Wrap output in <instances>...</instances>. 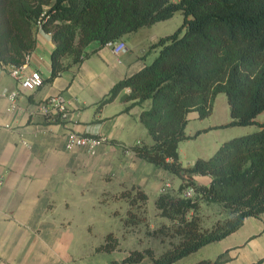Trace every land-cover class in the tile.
<instances>
[{
	"label": "crops",
	"instance_id": "obj_1",
	"mask_svg": "<svg viewBox=\"0 0 264 264\" xmlns=\"http://www.w3.org/2000/svg\"><path fill=\"white\" fill-rule=\"evenodd\" d=\"M163 23L125 36L122 42L127 50L118 55L111 47L92 42L84 60L53 81L48 79L55 44L50 33L40 30L23 74L39 71L45 82L33 93H21L16 110L7 96L19 89L18 80L0 64V264H150L148 256L139 262L126 259L133 251L146 250L158 257L177 241L166 235L164 227L174 223L160 215L156 200L164 193L180 195L183 181L134 151L138 145L153 143L141 122L151 102L128 100L129 88L109 99L119 82L158 56L153 45L169 35ZM59 94L68 104L65 121L38 112L41 103ZM219 99L224 102L220 94L208 118L189 114L185 130L189 139L179 144L184 167L216 153L213 148L210 156L190 153L183 158L191 141L220 136L230 127L229 105L220 113ZM70 132L103 137L106 143L95 155L81 148L69 151ZM247 133L241 131V135ZM194 178L204 185L211 180L209 176ZM136 190L148 195L146 204L132 205L125 196L135 195ZM129 211L137 214L131 222ZM200 213L205 228L225 216L218 204L202 203ZM109 235L116 242L106 250ZM219 257V264H264V214L246 218L237 231L175 264L214 262Z\"/></svg>",
	"mask_w": 264,
	"mask_h": 264
},
{
	"label": "trees",
	"instance_id": "obj_2",
	"mask_svg": "<svg viewBox=\"0 0 264 264\" xmlns=\"http://www.w3.org/2000/svg\"><path fill=\"white\" fill-rule=\"evenodd\" d=\"M178 12L184 22L153 45L155 60L119 82L109 98L129 88L128 100L151 102L141 122L153 143L134 151L183 181L180 195L164 193L156 200L160 215L174 223L164 227L166 235L177 241L158 257L152 250L133 251L127 262L148 256L150 264H175L237 231L246 218L264 214V123L256 121L264 112V0H0V64L5 69L24 65L43 30L55 44L48 81L81 63L92 42H122ZM220 94L229 105L227 126L258 124L259 129L224 142L210 158L184 167L179 144L189 139L188 116H211ZM196 176H209L210 183L199 184ZM188 187L195 191L193 198L181 196ZM125 196L132 205L149 200L141 190ZM202 203L220 205L225 216L205 228ZM136 215L129 211V222ZM115 242L109 235L103 249L111 250Z\"/></svg>",
	"mask_w": 264,
	"mask_h": 264
},
{
	"label": "built area",
	"instance_id": "obj_3",
	"mask_svg": "<svg viewBox=\"0 0 264 264\" xmlns=\"http://www.w3.org/2000/svg\"><path fill=\"white\" fill-rule=\"evenodd\" d=\"M42 21L38 22L39 27H41ZM107 46L111 47L115 54H121L127 50L126 44L123 42H110ZM32 54L26 55L25 64L19 67L11 66L9 71L13 77L18 80L19 89L11 92L7 97L11 103L12 110L17 109V100L21 93H33L40 89L44 85V78L39 71H35L30 75L23 74L24 69L31 59ZM38 112L48 119H52L54 116L60 117L63 121L67 120L69 115L68 104L66 98L59 94L52 96L45 100L38 107ZM106 143V139L103 137H94L87 135H80L74 132H70L67 135L66 148L72 151L76 148H81L86 150L90 155H95L98 148ZM182 196L185 198H193L195 196V191L192 187L186 188L182 192Z\"/></svg>",
	"mask_w": 264,
	"mask_h": 264
},
{
	"label": "rangeland",
	"instance_id": "obj_4",
	"mask_svg": "<svg viewBox=\"0 0 264 264\" xmlns=\"http://www.w3.org/2000/svg\"><path fill=\"white\" fill-rule=\"evenodd\" d=\"M165 21H168V22H165ZM165 21L164 23L166 24L163 23V28L164 29L166 28L167 34H172L182 26L184 22V16L182 13L179 12L177 13L175 17L169 20H165ZM221 97L224 99V102H222L221 99H219L217 102L218 110L220 113L223 111V107H227L228 109V101H227L226 95L221 94ZM256 121L258 123H264V112L258 115ZM258 129H259L258 124L248 126V127H231V126L227 127L225 130H222V133L220 134V136L212 134L204 138H201L197 141L196 140L191 141L189 146H186L187 147L185 150L186 153L184 152L182 157L185 158V156L187 154L189 155L190 153H192V156L193 155L195 156L196 154H202L198 156H210L209 152L213 150V148L215 149V151H217L224 142L231 140L233 138L239 137V136H243L241 135V131L243 130L248 131L247 134H250L252 132L257 131ZM206 148H208V150H205Z\"/></svg>",
	"mask_w": 264,
	"mask_h": 264
}]
</instances>
